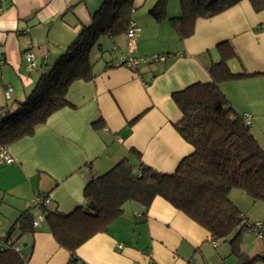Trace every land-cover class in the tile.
I'll list each match as a JSON object with an SVG mask.
<instances>
[{
  "label": "crops",
  "instance_id": "crops-1",
  "mask_svg": "<svg viewBox=\"0 0 264 264\" xmlns=\"http://www.w3.org/2000/svg\"><path fill=\"white\" fill-rule=\"evenodd\" d=\"M103 1L0 0V59L4 60L0 106L6 104L5 90L11 91L10 101L26 98L81 29L91 24ZM156 2L134 0L135 11L142 9V13L132 14V20L140 29L138 40L144 35L158 48L137 47V55L163 54L164 62L143 63L136 71L115 65L107 68L102 60L109 53L97 51L103 59L96 55L92 59L95 78L73 82L66 94L68 107L52 114L31 137L6 147L12 163L6 164L0 156V238L21 212L31 209L34 219L41 216L33 208L37 196L49 199L48 208L68 214L83 204V190L92 178L123 159L136 171L139 161L130 154L132 149L144 165L173 173L192 148L174 128L181 114L171 94L196 82H209L205 67L219 59L216 46L225 41L237 56L229 63L233 72L262 74L224 83L220 89L236 113L252 116L251 133L264 151V10L255 13L244 0L214 17L197 18L192 34L181 41L168 21L157 22L144 14V6L150 10ZM179 13L178 2L166 6L167 18ZM33 26L38 31L29 37L32 45L24 34ZM101 45L104 51L112 50L110 58L126 55L124 36L103 39ZM28 51L36 58L33 71L24 60ZM236 192L230 193L233 203ZM137 212V205H126L121 218L76 250L77 264H211L210 234L165 200L156 197L143 220H134ZM32 228V233L16 240L18 254L27 258V264H68L69 253L57 245L46 223L41 220ZM241 251L248 259L261 256L264 242L253 255ZM256 261L264 263L259 259L251 264Z\"/></svg>",
  "mask_w": 264,
  "mask_h": 264
},
{
  "label": "trees",
  "instance_id": "trees-1",
  "mask_svg": "<svg viewBox=\"0 0 264 264\" xmlns=\"http://www.w3.org/2000/svg\"><path fill=\"white\" fill-rule=\"evenodd\" d=\"M166 1L157 0L148 12L157 22L167 18ZM242 1L179 0V15L167 19L182 41L192 34L197 18L214 17ZM246 1L255 13L264 10V0ZM134 11V0H104L92 15L91 24L81 29L23 101H10L11 98L6 101L11 94L9 90V97H4L6 104L0 106V147L31 137L52 114L69 106L66 94L70 85L95 78V62L90 55L93 50L104 54L103 39L124 36L126 55L110 58L113 52L107 49L109 57L104 59L107 68L123 67L119 61L128 56L126 33ZM216 50L219 59L205 67L209 82H196L171 94L181 114L174 128L192 148V153L179 162L173 173H159L144 165L140 154L132 149L130 154L139 161L136 171L128 159H123L103 175L92 178L83 190V204L71 213L62 214L43 202L35 203L33 208L43 217L57 245L69 253L68 264H77L76 250L121 218L126 205L139 207L134 220L140 221L156 197L205 229L211 243L227 242L230 254L239 264H251L259 259L264 262V254L248 259L242 253L240 236L243 231H249L251 223L230 198L232 191H240L252 203L264 202V151L251 133L252 116L236 113L220 89L224 83L262 74L249 75L244 69L233 72L229 63L237 56L229 42L218 44ZM245 115L250 116L248 123ZM42 199L46 197L42 195ZM31 211L21 212L7 234L0 238V264H27V258H22L12 246L19 237L33 232Z\"/></svg>",
  "mask_w": 264,
  "mask_h": 264
},
{
  "label": "rangeland",
  "instance_id": "rangeland-1",
  "mask_svg": "<svg viewBox=\"0 0 264 264\" xmlns=\"http://www.w3.org/2000/svg\"><path fill=\"white\" fill-rule=\"evenodd\" d=\"M177 2L179 4V0H167V7L174 6ZM97 8H98V6H97ZM144 8H145L144 14L147 15L148 10H149V6H144ZM179 9H180V7H179ZM171 10H173V9H171ZM134 13H135L136 17L140 16V13H142V9L136 10L133 12V14ZM170 13H172V12H170ZM168 19H170V18H168ZM168 19L166 18V21H168ZM141 21H143V19H141ZM37 31H38V26H33L29 30L25 31V33H27V34H24V35H27L28 43L32 44V42L29 41V37H33V35ZM138 41H139V44L137 42L138 50H140L141 47L146 51H148L150 49L151 50H157L158 49V48L154 47V45H152V43L145 41L144 35L141 36V38ZM155 44L157 45V43H155ZM108 49H110V48H108ZM108 51H111V49ZM104 53H107V52L104 51ZM94 55L99 56L98 52L93 50L91 52V55H90L91 60L93 59ZM138 57L140 59H146L147 58L148 63H152L150 61V57H151L150 54H149V56H140L139 55ZM102 61H104V59ZM9 94H10L9 90L4 91V97H6V96L9 97ZM10 98H11V96L9 98H6V101ZM234 197H235L234 203L238 206L239 210L243 213V215L245 216V219L248 222L254 223V224L264 222V202L252 203L251 200L243 192H240V191H237L235 193ZM240 239H241L240 248L247 250V252L249 250L250 255L251 254L253 255L256 251H258L259 247L261 248V243L264 242V237L258 238L257 236L250 235L247 231H243L241 233ZM217 246H216L217 248H214L210 243V249H209L210 250V255H209L210 263L211 264H233V263L235 264L236 258L230 254L229 244L226 242H221V243L218 242ZM224 250H227L226 255L224 254ZM217 252L220 253V255H217ZM253 264H261V262L256 261ZM262 264H264V263H262Z\"/></svg>",
  "mask_w": 264,
  "mask_h": 264
},
{
  "label": "built area",
  "instance_id": "built-area-1",
  "mask_svg": "<svg viewBox=\"0 0 264 264\" xmlns=\"http://www.w3.org/2000/svg\"><path fill=\"white\" fill-rule=\"evenodd\" d=\"M139 34H140V29L136 26V24L134 22H131L128 26L127 33H126L128 56L125 58H121L119 61V64H121L124 68L131 70V71H135L136 69H138V67L142 63H147L146 59H140L137 56V40H138ZM24 58L29 65V70H34L37 66V62H36V58L34 56V53L32 51H28L25 53ZM165 59H166V57H164V56H153L150 58V61L152 63H162L165 61ZM3 63H4V60L2 61V59H0V64H3ZM244 120L246 121V123H248L250 120V116L245 115ZM0 156L6 164L12 163V159L9 156L6 148L0 147ZM41 202H43L45 206L50 204L49 199H47V198L42 199V196H37L35 199V203H41ZM41 220H43L42 216L36 217L32 221V226L34 228L38 227ZM248 227H249L248 228L249 231L254 233L255 236H257L258 238H262L264 236V223H255V224L251 223L248 225ZM212 246L216 247L217 243L212 242ZM12 248L16 252L19 253L17 243H15L14 246H12ZM186 264H193V263L188 262Z\"/></svg>",
  "mask_w": 264,
  "mask_h": 264
},
{
  "label": "water",
  "instance_id": "water-1",
  "mask_svg": "<svg viewBox=\"0 0 264 264\" xmlns=\"http://www.w3.org/2000/svg\"><path fill=\"white\" fill-rule=\"evenodd\" d=\"M93 207V206H92Z\"/></svg>",
  "mask_w": 264,
  "mask_h": 264
}]
</instances>
